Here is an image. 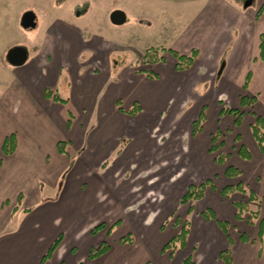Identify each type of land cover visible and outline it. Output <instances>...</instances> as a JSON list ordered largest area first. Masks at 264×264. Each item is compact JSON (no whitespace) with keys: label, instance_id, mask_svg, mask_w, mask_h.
Wrapping results in <instances>:
<instances>
[{"label":"rangeland","instance_id":"374dc122","mask_svg":"<svg viewBox=\"0 0 264 264\" xmlns=\"http://www.w3.org/2000/svg\"><path fill=\"white\" fill-rule=\"evenodd\" d=\"M204 1L201 9L207 4V0ZM219 1L256 12L260 0ZM83 3L87 4L82 6ZM180 5L170 0H0V132L1 128H9L5 131L19 134L20 119L26 106L24 97L20 96L14 84L17 76L15 67L5 59L7 49L20 45L31 54L35 45H41L44 37L50 35L51 31L55 32L54 27L68 24L71 28L67 29L69 34L77 33L83 44H77L78 51L74 54L71 70L63 69L61 74L48 75L46 84L52 92L70 99L76 121L88 122L95 128L106 122L108 131L109 127L115 128L119 127L118 123L122 124L120 132L123 133L119 134L116 148L122 152L124 162L122 167L110 166L107 171L114 170L111 180L119 188L124 182L129 191L125 192V197L114 194L112 189H104L96 198L97 191L90 190L88 195L89 189H86L84 195L90 198V202L72 208V201L68 199L72 200L74 195L59 197L58 182L55 189L42 187L41 204L30 205L36 211L44 209L47 215L45 223L41 221L39 225L40 230L46 224V234L53 233L54 237L56 233H64L58 250L64 264H111V261H115V264H142L148 256L142 249L140 251L139 241H146L150 264L169 263L167 258L174 252L172 263L178 264L181 256L195 250L192 248L195 244L193 236L186 248H179L178 243L173 251L171 248L163 251L162 244L177 234L183 223L186 222L191 229V222L194 221V235H197L202 233L197 220L203 221L207 227L204 233L214 234L216 231L221 241L231 248L238 247L235 240H239L243 231L252 235L246 227L256 229L264 213L261 208L264 203L262 192H259L264 189V175L245 184L244 176L227 177L224 173L228 165L240 168L244 164L248 166V162L252 163L241 158L237 150L242 139L247 136L246 125L248 127L249 121L254 120V114L260 113L259 109L264 111L263 65L254 61L258 53L257 32L264 21L259 18L258 24L250 31L247 56L240 58L241 55L236 52V58L229 66L227 56L229 58L233 49V44H230L217 60L218 64L221 63L219 69L216 62H201L200 67L194 62L191 67L199 69L200 73L191 80L192 75L174 70L175 60L168 53H164L165 62L152 67L144 66L138 60L143 51L151 46L175 49L178 45L193 43L196 46L203 42L201 35L204 36V33L197 31L194 34L190 31L189 28L193 29V26L184 16V13L190 16L193 10ZM114 9L126 13L124 24L110 22L109 14ZM28 10L35 14L34 28L20 25L22 13ZM226 36L229 37L228 34ZM64 37L60 35V38ZM66 39L71 43L76 42L71 37L69 39L68 35ZM149 67L157 74L156 78L150 79L139 72V69ZM191 69L190 72L193 71ZM248 70L253 72V80L249 87L243 89ZM87 71L92 74L89 75ZM201 79L204 80L199 81ZM243 94L260 96L258 104L242 107L240 96ZM117 99H120L118 108L128 110L137 101L140 111L135 115L118 112L115 104ZM223 106L243 110V120L239 126L234 124L232 115L221 113ZM200 110L204 113V119L194 130L193 122ZM113 113L120 114L122 122L120 118L116 123L111 121ZM132 124L142 128L130 132L128 126ZM13 127L15 129H11ZM214 135H217L218 148L209 151ZM115 157L110 156L106 163L113 164L117 161ZM219 157H223L224 161L218 162ZM236 159L241 162L234 164ZM262 168L259 166L258 170ZM238 181L260 193L257 202L249 205L251 211H260L259 217L254 218L245 212L241 222L232 218L228 222L223 221L221 219L225 215L218 213H222L217 201L222 197L220 189ZM201 183H205L202 197L181 204L180 198L187 187ZM232 198L247 199L244 194L238 193L233 194ZM206 210L214 211L215 217L208 216L209 220L206 221L208 218L205 220L203 216ZM35 212L32 215L21 214L19 220H36ZM217 219L226 223L225 230L217 224ZM102 222L106 226L91 233V229ZM8 226L13 227L11 224ZM125 235H130L132 241L121 243L119 239ZM221 241L214 240L211 251L219 248ZM228 241H233V244ZM101 243L109 245V251L95 259H88L89 250ZM71 248L73 252H70ZM221 260L219 258L213 262L221 264Z\"/></svg>","mask_w":264,"mask_h":264},{"label":"crops","instance_id":"0c3cea01","mask_svg":"<svg viewBox=\"0 0 264 264\" xmlns=\"http://www.w3.org/2000/svg\"><path fill=\"white\" fill-rule=\"evenodd\" d=\"M170 1L178 5L182 4L180 6H185L184 8H189L190 11L193 10L190 16L188 13H184V16L189 21V25L193 26V29L189 28V30L193 33L197 31L204 33V36L201 35L203 39L201 44H195L196 46H194L193 43H186L184 46L178 45L175 48V50L183 53H187L192 48H196L198 55L195 63L197 62V66L199 67L202 65L201 62H207L208 64H214L216 62L215 64L218 65L219 69L221 63L219 62L218 64L217 60L222 51H227L228 45L230 44H233V49L230 52L229 58L227 56L229 66L235 60L236 52L237 55H241L240 58L244 55L247 56L250 31L255 24H258L259 18L261 21H264V13L258 17L256 16L257 10L264 0L259 1L256 12L252 9L246 11V9L239 5L233 4L229 6L227 3L219 0H217V3L216 0H207V4L203 9L201 8L203 7L202 3L205 2L204 0ZM68 26H56L54 29L52 28L55 32L51 31L50 35L44 37L41 45H35L31 54L27 51L26 62L21 66H14L15 74L17 75L14 84L20 96L24 97L26 106L20 119V127L18 128L20 132L14 135L15 148L12 153H4L2 142L5 137L13 134V132L5 131V129L8 130L9 128H1L2 132H0V264H64V260L59 253L60 251H58L61 248L64 233H56L54 237L53 233L46 234L44 232V227L46 226L44 224V218L47 215L44 213V209H37L36 211L34 206H30L32 203H35V206L41 204L43 200L40 196L42 187L48 186L55 189L59 182L60 185L57 191L59 192V197H63V195L65 197L66 195L67 197L69 195L73 197L74 195L72 200L71 198L68 199L72 201V208H75L78 204L82 206L83 203L90 202V198L86 194L84 195L86 189H89L88 195L90 190L97 191L96 198H98L104 189H112L114 194L122 198L129 192L126 189L127 187L124 186V182L120 184L122 188H119L117 183H115L116 185L113 183L114 180H111V177L114 175V170H111V172L107 171L110 169V166L119 168L121 165L122 167L124 162L123 157H121L122 152H118L119 150L116 148L119 134L123 133V131L120 132L122 124L118 123L119 127L115 128L113 126L109 127V131L106 127V122H103L98 128H95L88 122L76 121L69 98H66V101L62 102L44 96L45 88L50 89L46 84V77L48 75L61 74L63 69L70 71L73 65L72 60L75 56L74 54L78 51V45L83 44L79 35L77 37V33L69 34L67 29L70 27ZM260 27L257 32L258 43L259 34L264 31V23ZM61 34L65 37L60 38ZM227 34L229 35L228 38L226 36ZM66 35L69 36V39L71 37L76 40L77 43H71L66 39ZM258 53L254 57V61L262 64L264 70V60L259 59ZM149 66L152 67L154 65ZM190 69L180 73H187V76L192 75L190 79L193 80L192 78H196L200 70L192 68L191 70L193 71L190 72ZM248 72H250V79L247 87H249L253 80V72L251 70H248ZM87 73L89 75L92 74L89 71ZM247 73L245 74L244 82ZM138 74L141 76L140 73ZM225 74L226 72L223 73V79L225 78ZM186 80L189 81V79ZM203 80L201 79L199 81ZM256 97L257 100L254 104L257 105L260 96L256 95ZM117 100L115 104L117 111L120 112L117 106ZM258 111L260 112L259 115L264 116V111L261 109ZM119 118L120 122H122L121 115L113 113L110 120H114L113 122L116 123ZM250 123L249 121L248 127L247 125L245 127L247 136L242 139V143L246 147H250L251 150H249L252 159L250 158L251 160H248L252 161V163L248 162V166L244 164L240 168L238 167L241 170V176L245 178V184L249 183L248 181L250 180L256 181L258 176L264 175V151L262 152L259 149L253 139L249 128ZM139 128L141 129L142 127L138 124L128 126L130 132L133 133L134 129L138 130ZM11 129L15 128L13 127ZM61 131H64L66 134H62ZM61 140L65 141L64 152H59L57 148V143ZM46 146L49 147L48 150L45 149ZM251 151L254 153V156ZM195 152H197L196 149ZM110 156H116L117 161L113 164L106 163L108 162L106 159ZM50 159L51 161H49ZM238 162H241L240 159H236L234 164H238ZM258 163L261 164L258 165ZM259 166L263 168L258 170ZM259 192H262L261 195L264 202V189ZM259 192L255 191L257 195L260 194ZM237 193L241 194L240 192H234L229 198L220 197L217 200L219 202V209L220 211L222 210V213L218 212L219 215H225L221 220L228 222L231 218L235 219L236 209L233 202L239 199L232 198V195ZM75 195L78 197H75ZM76 198H78L77 201ZM261 208L264 209V203L261 205ZM34 212L37 215L36 220H19L21 214L32 215ZM262 216L264 217V213ZM204 219L206 220V218ZM41 221H44L42 230L39 229V225L42 224ZM197 221L196 223L200 225L202 233L194 235L195 223L194 221L191 222V229H189L184 246L186 248L189 245L191 236H193L192 241L197 244L192 246L195 250H190V252L181 256L182 258L178 264H182V260L188 255L193 256L195 264H215L213 260L219 259L220 252L228 246L227 243L221 241L220 234H217L216 231H214V234L204 233L207 230V227L204 225L205 223L203 221ZM9 224L13 227H9ZM246 229L251 230L253 236L243 231V234H247L245 235L248 240H241L240 238L238 241L235 240L238 247L232 246L230 248L231 264H264V235L261 240L258 239V225L256 229L254 227H246ZM59 234H62V240L51 255L43 259L49 246ZM217 239H220L223 244L221 243L219 248L211 251L214 245L213 242ZM228 242H231V245L233 244V241ZM139 243L140 251L142 249L146 253L145 255L148 256L147 260L143 261L142 264H150L151 259L146 241H139ZM73 251V248H71L70 252ZM174 253H172L170 258H167L170 264H173ZM87 258L90 259L88 254ZM221 262V264H226L223 260ZM115 263V261H111V264Z\"/></svg>","mask_w":264,"mask_h":264},{"label":"trees","instance_id":"16d2710c","mask_svg":"<svg viewBox=\"0 0 264 264\" xmlns=\"http://www.w3.org/2000/svg\"><path fill=\"white\" fill-rule=\"evenodd\" d=\"M84 4H87V3H83L82 6H84ZM263 13H264V1L261 4V6L258 8L256 16L258 17ZM258 50H259V53H258L259 59L264 60V31L259 34ZM164 53H168L174 58L175 60L174 65H173L174 70L177 72H182V71L190 69L191 66L194 64L197 58V55H198V50L196 48H192L189 52L183 53L173 48H167L164 46H156V47L151 46V47L146 48L143 51L142 55L138 57V60H139V63L144 66L163 63L165 62ZM139 72L144 73L150 79L157 77V74L151 71L150 68L149 69L148 68L139 69ZM249 79H250V72L247 73L245 82L243 84V89L247 87ZM44 96L47 98H53L55 100H60L62 102L66 101V98L60 97L58 94L52 92L48 88H45ZM256 100H257L256 95L249 96L247 94H243L240 96V105L242 107H249L253 105L256 102ZM117 105H120L119 100H117ZM119 110L122 112H127L130 115H135L140 111V105L138 104L137 101H134L132 106L128 110H123L121 107H119ZM221 113L232 115L234 117L233 121L236 126H239L243 120L244 112L243 110H240L238 108L234 109L233 107L230 108V107L223 106L221 108ZM203 119H204V113L203 111H201L197 119L193 122L194 130L195 128L198 127V125L202 122ZM249 128H250L252 137L257 143L259 149L261 151H264V116L259 115V114H254V120L253 122L250 123ZM216 136L217 135H214L211 138L212 144H211L209 151H214L218 148L217 142H216V138H217ZM236 138L238 140L240 139L239 136H237ZM64 147H65V141L61 140L57 143V148L59 152H64L65 151ZM14 148H15L14 135L11 134L4 138L2 142V149L4 153L8 154V153H12ZM237 152L239 156L243 159L248 160L251 158L250 151L243 143L239 145ZM217 161L223 162L224 158L219 157ZM224 173L227 177H239L241 175V170L237 168L236 166L228 165L226 166ZM206 182H209V181L207 180ZM205 183H201L198 186L189 185L186 191L184 192V194L181 196L180 203L186 204L187 202H189V200L201 198L203 195L204 189H205ZM234 192H240L241 194H244L247 197L246 200H237L233 202V205L235 206V209H236L235 219L240 220L241 218H243V214L245 212H249V214L252 217L258 218L260 211L258 209L256 211H251L249 209L250 204L257 202L258 200L257 194L252 189H249L242 181H238L236 184H227L220 189V195L224 198H229L230 195ZM19 198H20V195H19ZM263 199H264V195H263ZM203 216L204 218H208V219L210 216L215 217L212 210H206ZM216 222L223 230H225V227H226L225 222H222L220 220H216ZM105 226H106L105 223L103 222L99 223L91 229V233H95L99 229L104 228ZM188 234H189V227L186 225V222H185L183 223V226L181 227L180 231L174 236H172L166 243H164V245L162 246V250L164 251L167 248H171L173 251L176 244L178 243H179V248H183L186 244V239H187ZM263 235H264V217L262 216L258 223V235H257L258 239L261 240ZM129 236L130 235L122 236L119 239V241L121 243L131 242L132 240L129 239L130 238ZM240 239L248 240L246 235L243 233L240 235ZM61 240H62V234H59L49 246L43 259H46L47 257L51 255V253L58 246ZM108 249H109V245H107L106 243H101L97 247L91 248L89 250L88 257L90 259H94L96 257H99L105 254L108 251ZM219 256L226 264H231V253H230L229 247L222 250ZM182 264H195V262L193 260V257L191 255H188L182 260Z\"/></svg>","mask_w":264,"mask_h":264},{"label":"water","instance_id":"95a60500","mask_svg":"<svg viewBox=\"0 0 264 264\" xmlns=\"http://www.w3.org/2000/svg\"><path fill=\"white\" fill-rule=\"evenodd\" d=\"M127 15L121 9H114L109 14V20L112 24L121 25L126 22ZM20 25L23 28H34L35 14L31 11H25L20 17ZM6 61L12 66H21L27 60V50L20 45L10 47L5 54Z\"/></svg>","mask_w":264,"mask_h":264},{"label":"flooded vegetation","instance_id":"af4514ba","mask_svg":"<svg viewBox=\"0 0 264 264\" xmlns=\"http://www.w3.org/2000/svg\"><path fill=\"white\" fill-rule=\"evenodd\" d=\"M23 13H24V12H23ZM23 13H22V14H23Z\"/></svg>","mask_w":264,"mask_h":264}]
</instances>
